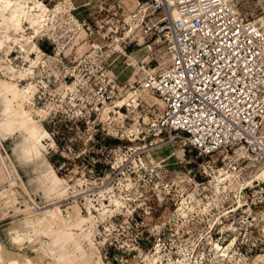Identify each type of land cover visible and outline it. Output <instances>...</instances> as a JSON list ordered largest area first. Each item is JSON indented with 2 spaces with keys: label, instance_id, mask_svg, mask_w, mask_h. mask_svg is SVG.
Returning a JSON list of instances; mask_svg holds the SVG:
<instances>
[{
  "label": "rangeland",
  "instance_id": "rangeland-1",
  "mask_svg": "<svg viewBox=\"0 0 264 264\" xmlns=\"http://www.w3.org/2000/svg\"><path fill=\"white\" fill-rule=\"evenodd\" d=\"M129 1L0 0V81L29 89L27 110L44 113L36 118L50 136L34 159L63 181L69 200L59 213L77 201L84 219L68 244L54 245L50 235L15 232L25 206L0 201V244L29 259L50 252L46 264H63L60 253L64 264H264V160L244 148L200 156L159 130L164 104L141 85L167 66L153 36L160 16L138 0L133 19ZM231 2L264 20V0ZM16 141L3 140L0 157L33 207L43 197Z\"/></svg>",
  "mask_w": 264,
  "mask_h": 264
},
{
  "label": "built area",
  "instance_id": "built-area-1",
  "mask_svg": "<svg viewBox=\"0 0 264 264\" xmlns=\"http://www.w3.org/2000/svg\"><path fill=\"white\" fill-rule=\"evenodd\" d=\"M147 3L160 16L153 36L168 57L143 84L164 104L159 130L200 156L244 148L263 161L264 23L226 0Z\"/></svg>",
  "mask_w": 264,
  "mask_h": 264
},
{
  "label": "bare ground",
  "instance_id": "bare-ground-1",
  "mask_svg": "<svg viewBox=\"0 0 264 264\" xmlns=\"http://www.w3.org/2000/svg\"><path fill=\"white\" fill-rule=\"evenodd\" d=\"M168 1L170 3L173 2V0ZM226 1H229L235 7V10L238 13L240 12L237 6L233 2H231V0ZM139 5L140 4L138 0H130L126 3V10L129 11L133 19H137V15L135 14L140 8ZM148 6L149 10L151 9L152 13H154L152 5L148 4ZM36 8L38 9L39 7ZM147 11L148 10L144 6L141 13H145ZM177 17V12H173L172 18ZM14 18L12 19L14 20ZM260 21L264 23V20ZM19 25L20 21L18 20L17 26ZM166 58L168 65V57L166 56ZM150 71L151 73L155 72V70ZM143 84L141 85V88L144 91H149L144 88ZM29 100V89L20 88L19 86H16L9 81H0V143L3 140H8L17 135V141L14 144L13 153L15 155L23 154L24 160L28 161V163H31L32 171L34 173V177L31 179L34 189L33 192L36 195L42 196L43 202L38 204L36 203V206L33 205V207L24 198H22L23 201L20 202L19 197L22 195L19 194L20 192L18 193L14 190V185L16 183L15 179H19L20 177L16 171L13 174L8 172L7 164L2 157H0V188H4L8 184L10 188L4 189V191L0 193V201L3 206H5L6 208H13L15 212L20 211L17 208V204L21 203L25 206L24 212L26 214V217L24 218L22 224H14L13 230L15 232L19 233L22 227H26L28 230V234H25V237H28V235L31 233L32 235L33 233H35L36 235L47 234L53 237L54 245L59 244V242L68 244V242H70L71 240L72 230L81 227L84 222L82 210L77 201L69 203L63 214L59 213L60 207H56L60 203H63L65 201L67 202V200L69 199L62 200L66 194L64 188L62 187L63 181L57 177L50 179L43 171L42 164L37 163L34 159L35 147H39L41 143H43V139L46 136L50 135L48 134L44 126L39 124L36 118V115L39 117H43L44 113L42 111H36V114L34 115L27 110V104ZM16 101L18 102L17 104H15ZM123 104L124 103L121 102L118 105H114V107L119 108ZM263 118L264 114L262 115L261 121H263ZM262 137L264 140V133L262 134ZM12 177H15V179H13ZM20 186L27 194H30L29 190L26 189V186L23 182H21ZM189 209L191 212L195 211L194 206H189ZM183 216L186 217L187 213H184ZM85 238H87V236ZM50 251L51 253H54V247ZM61 254L62 253L58 255V261L64 264L66 262V259ZM46 255H50V252L42 251L37 254L36 258L34 259H29V257L27 258L24 256L17 257L0 244V264H46Z\"/></svg>",
  "mask_w": 264,
  "mask_h": 264
}]
</instances>
